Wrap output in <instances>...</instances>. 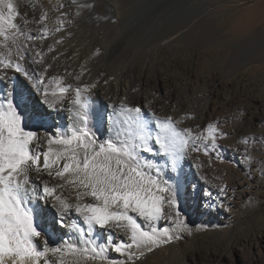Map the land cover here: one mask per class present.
<instances>
[{"label":"bare ground","instance_id":"bare-ground-1","mask_svg":"<svg viewBox=\"0 0 264 264\" xmlns=\"http://www.w3.org/2000/svg\"><path fill=\"white\" fill-rule=\"evenodd\" d=\"M181 1L190 5L188 8L184 6L185 12L180 9L181 14L175 23L166 26L161 12L167 0H15L21 13L17 22L22 24L26 19L28 23L25 31L42 38L29 42L30 46H24L22 43L11 45L14 62L20 63L33 79H27L12 68L0 69V96L11 91L14 100L23 97L21 111L24 122L30 129L38 127L37 151L40 152L47 150L49 136H56L58 131L79 123L74 116L78 108L73 103L74 88L83 87L84 84L96 85L90 91L82 92V98L89 104L88 126L95 133L97 143L115 137L119 125L115 118L118 108L114 106L121 101L141 107L145 115L151 116V113L155 112L157 116H171L179 122L180 128H192L194 132L203 131L209 123L218 121L219 127L227 133L226 137L218 141L223 145L217 150L220 154L219 159L215 152L208 155H204L202 151L191 152L180 162L179 168L173 170L168 166L167 158L162 153L158 151L142 153L146 159L161 165L162 179L172 183L179 182L178 200L190 229L179 235L189 237L196 234L198 229L192 222V217H203L204 222L210 224H228L239 217L244 201L251 194L258 189L260 191L264 189V151L260 154H251L252 160L245 163L243 161L245 146L239 141L247 126L259 125L261 118L264 117V104L261 100L254 99L255 105L252 108H245L246 99L243 94H246L244 92L247 86L235 87L231 79L218 78L215 75L213 88L205 98L182 95V91L193 88L194 83H182L175 78L178 74L175 76L170 72L167 76L164 75L166 73L163 74L161 53H171L173 58L164 65L169 66V70L170 67H175L177 53L184 49L181 43L196 38L197 23L202 19L195 18L192 12L190 13L202 4L196 5L193 0H169L177 4ZM142 6L145 10L137 11ZM208 11L210 8L205 12ZM42 16L45 17L43 22ZM60 21H63L62 26ZM259 24L246 28L242 36L252 37ZM58 26L60 31H56ZM248 40L246 42L241 40L237 44L228 65V68L236 66L238 70L245 69V73L242 74L245 77L254 70L255 65L252 64L259 60L253 59L258 56V51L254 48L255 42L253 43L252 39ZM49 47H53V51L49 52ZM37 51L43 55L44 65L34 63V60L38 59L35 56ZM48 64L52 67L47 69L45 82L52 76H57L64 78L65 85H73L65 98L57 102L55 107L42 103L43 97L34 87L36 76ZM190 66L189 72L192 73L194 69L192 65ZM77 75L81 77L79 81L75 80ZM196 78L198 79L197 76ZM253 79L252 77L250 81ZM151 81L155 90L153 93L167 89L169 83H176L169 89L167 96L150 98L153 94L144 92L141 85ZM13 82L15 84H12ZM186 116L194 118L185 119ZM198 163L201 165L199 168L196 166ZM62 165L63 162L59 167H53L52 175L43 170L39 174L32 172L27 184L29 193L34 197L41 196L42 184L47 182L50 187L59 186L57 194L70 203L78 202L77 188L68 183L73 177L69 174L58 177L55 174ZM225 184L227 189L221 192L218 186ZM83 202L93 201L91 197H85ZM30 203L36 210L37 226L43 228L42 238L47 241L49 248L66 249L67 242L81 249L77 253L65 250L63 252L65 264H109L111 260L124 261L125 264H234L233 255L236 258L242 256L237 244L232 245L229 253L208 252L204 249L206 239L212 233L202 237L198 245L192 243L185 249L181 242L177 241L170 245L171 247L156 251L148 257L145 250L142 257L133 260L126 253H117L109 246L105 252L107 259H92L91 252L82 251L86 247L83 238L70 227L73 221L81 222L82 217L79 214L71 211L62 219L57 209L53 207L56 201L52 197L47 201L34 198ZM157 227H167L175 231V225L170 220H161ZM89 238H94L98 244H105L109 240L114 244L119 240H127V232L115 227L96 228ZM243 239L242 242L254 250L256 258L253 262L257 264L264 252V236L260 234L258 237L253 235ZM43 246L41 241L37 242L38 248L42 249ZM133 251L139 255L140 250ZM49 259L53 264H57L60 254L50 255ZM241 264H246V261L242 259Z\"/></svg>","mask_w":264,"mask_h":264},{"label":"snow or ice","instance_id":"snow-or-ice-1","mask_svg":"<svg viewBox=\"0 0 264 264\" xmlns=\"http://www.w3.org/2000/svg\"><path fill=\"white\" fill-rule=\"evenodd\" d=\"M91 7L90 5H86ZM21 13L15 0H0V69L12 68L27 79L33 77L18 62L13 60L11 45L41 39L26 32L28 21L18 23ZM45 19L41 17V22ZM62 26L63 21H60ZM60 26L56 31H60ZM45 35L47 29L45 28ZM48 51H53L49 47ZM99 50H97L98 52ZM38 59L34 63L44 65L43 55L37 51ZM52 65L48 64L35 78L34 87L40 92L42 103L55 107L61 102L72 84L65 85L63 77L52 76L45 82V74ZM80 75L75 80H80ZM54 85V87H52ZM95 84H84L75 87L74 113L79 121L75 126L69 125L66 130L58 131L56 136L47 139V150L37 151L39 136L36 131L24 126L21 106L23 97L13 99L9 91L0 96V264H53L49 256L60 254L57 264H65L63 252H80L74 244L65 242L66 249L47 246L36 223V210L31 206L32 199L47 201L52 197L59 216L63 219L74 211L82 217L80 223L73 221L70 225L83 238L86 245L84 252H91L92 259H107L105 252L110 246L115 252L127 254L131 259H138L146 251L179 239V234L190 231L180 208L178 192L180 184L162 179V168L157 162L146 159L142 153L158 151L167 158L168 166L173 170L179 168L180 162L191 152H203L208 155L223 145L218 141L227 136L219 122L209 123L203 131L192 128H180L171 116L159 117L151 113L148 120L139 106H131L124 101L114 106L116 123L119 125L115 137L97 143V137L89 128V104L82 98V92L90 91ZM187 118H194L186 116ZM255 137H244L243 143L255 142ZM154 146H157L154 148ZM243 161L252 160L245 147ZM56 176L65 174L73 178L68 183L77 188L75 204L57 194V187L42 184V195L32 196L27 184L32 172L39 174L42 170ZM198 168L201 165H196ZM221 192L227 185L218 186ZM91 197L93 202H83ZM161 220H170L175 231L167 227H157ZM86 225L87 227H83ZM115 227L127 232V240L98 244L92 236L96 228L110 229ZM43 248L37 247V242ZM133 249L140 250L137 256ZM109 264H125L124 261L111 260Z\"/></svg>","mask_w":264,"mask_h":264},{"label":"rangeland","instance_id":"rangeland-1","mask_svg":"<svg viewBox=\"0 0 264 264\" xmlns=\"http://www.w3.org/2000/svg\"><path fill=\"white\" fill-rule=\"evenodd\" d=\"M182 2L183 1H181L180 4H177L176 2H169V0H167V2L164 3L165 6L162 8L163 11L161 14L163 15V23L166 26L175 23L177 18H179L178 15L181 14L180 9L186 10V8H188L187 6L190 5L188 2ZM193 3H196V5L202 4L200 7L197 6L198 8L194 10L196 12L190 11L195 18H202L198 21L199 23H197V36L196 38L194 37L191 40L183 41L181 43L182 48L184 49L177 53L176 61H174L175 67H170V70L168 68L169 66L164 64L170 62L173 58L171 57L172 54L161 53V55L163 54V61H161V65L163 64L164 66L162 69L163 74L166 73L164 74L165 76L169 75V72L174 73V76L178 74L175 78L181 80L182 83H194L193 88H190L187 91H182V95L187 94L191 97L205 98L213 88L215 75L218 78L231 79V82L235 87L236 85L239 87L242 85H245V87L247 86V90L244 92L246 94H243V97L246 99L244 104L245 108H252L255 105L254 99L261 100L264 104V24H261L264 22V0H193ZM143 7L144 6L137 11L141 12L145 10ZM209 8L210 11L205 12L206 9ZM185 10L183 12H185ZM256 24H259L258 30H256L253 35L256 38L253 36L248 38L249 35L242 36L246 28ZM245 39H252L253 43L255 42V45H253L258 51V56L253 59H259L255 64H252L255 65V68L250 74H246V77L242 75L245 73V69L238 70V67L236 66L228 68L234 49L241 40L246 42ZM190 65H192L194 69L192 73L189 72ZM252 77L255 82L253 80L250 81ZM175 83H169L168 88L161 90L160 92L156 91L153 93L155 90L152 81L148 84L141 85V89L144 92L152 93L153 95H151L150 98L154 96H161L163 98L167 96L169 89L173 87ZM12 84H15V82ZM226 93H228V91ZM145 116L151 121L152 116ZM261 119L259 125L253 127L247 126L244 134L239 137L241 143H243L242 141L244 137L256 138L255 142L248 145L243 143L244 146L247 147L249 155L260 154L264 151V117ZM24 126L28 130H38V127H33L31 129L28 128L25 122ZM204 221L203 217H192V222L198 227L196 234L189 237L186 235H179V239L174 238L169 243L161 244L153 248L150 252L147 251L146 256L148 257L151 254L156 253V251L160 252L168 246L171 247L172 244L177 241L181 242V246L184 249L192 243H197L196 245H198V241L202 240V237L213 233L208 239H206L207 241L203 246L208 252L215 251L216 253H220L228 251L229 253L232 250V245L237 244V248L239 249V252H242V256H237L236 258L231 253V257L233 255L235 258L234 264H241L242 259L246 261V264H255V262H253L255 260L254 258H256L254 250L250 249L248 245L242 242V240L247 236L250 237L255 235L258 237L260 234L264 236V189L261 191L258 189V191L251 194L244 201L239 217L234 221L222 225L218 223H205ZM38 228L41 232L43 231V228ZM260 246L262 247V243H260ZM257 264H264V252L260 256Z\"/></svg>","mask_w":264,"mask_h":264}]
</instances>
